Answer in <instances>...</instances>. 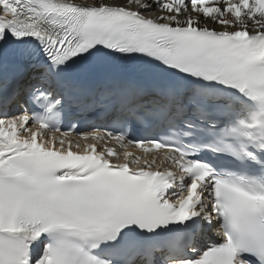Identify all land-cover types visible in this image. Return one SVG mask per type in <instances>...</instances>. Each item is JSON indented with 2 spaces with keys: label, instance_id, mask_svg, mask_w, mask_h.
<instances>
[{
  "label": "snow or ice",
  "instance_id": "obj_1",
  "mask_svg": "<svg viewBox=\"0 0 264 264\" xmlns=\"http://www.w3.org/2000/svg\"><path fill=\"white\" fill-rule=\"evenodd\" d=\"M0 264H264V0H0Z\"/></svg>",
  "mask_w": 264,
  "mask_h": 264
},
{
  "label": "bare ground",
  "instance_id": "obj_2",
  "mask_svg": "<svg viewBox=\"0 0 264 264\" xmlns=\"http://www.w3.org/2000/svg\"><path fill=\"white\" fill-rule=\"evenodd\" d=\"M87 2H88V3H92V2H93V0H87Z\"/></svg>",
  "mask_w": 264,
  "mask_h": 264
}]
</instances>
